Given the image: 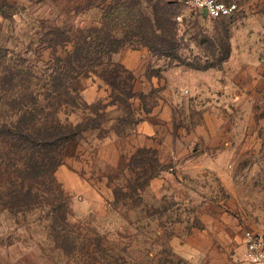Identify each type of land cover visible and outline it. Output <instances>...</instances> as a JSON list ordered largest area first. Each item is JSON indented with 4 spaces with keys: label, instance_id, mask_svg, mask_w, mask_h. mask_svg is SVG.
<instances>
[{
    "label": "rangeland",
    "instance_id": "rangeland-1",
    "mask_svg": "<svg viewBox=\"0 0 264 264\" xmlns=\"http://www.w3.org/2000/svg\"><path fill=\"white\" fill-rule=\"evenodd\" d=\"M236 2L213 18L180 0H0V84L18 79L0 94L29 83L42 103L66 36L116 50L58 114L81 128L56 170L68 224L0 210V264H249L243 233L264 231V0ZM11 108L0 100V118Z\"/></svg>",
    "mask_w": 264,
    "mask_h": 264
},
{
    "label": "trees",
    "instance_id": "trees-1",
    "mask_svg": "<svg viewBox=\"0 0 264 264\" xmlns=\"http://www.w3.org/2000/svg\"><path fill=\"white\" fill-rule=\"evenodd\" d=\"M89 36H80L78 43H87ZM66 37L62 45L66 54H56L55 63L50 61V66L54 64L55 68L48 74L42 103L41 95L34 93L29 83L21 85L16 93L0 94V100L13 109L11 118H0V143L4 144L0 150V210L27 212L45 208L50 218L49 229L54 233L59 232L61 223L68 224L70 200L56 177V170L62 163L64 146L81 133L78 125L62 121L59 111L63 105L77 106L79 95L75 81L81 74L102 65V56L116 51H108L103 42L67 49L72 37ZM93 54L97 56L92 57ZM10 79L18 80L6 74L0 84L1 92L7 91L1 85H10ZM54 238L59 240L57 234Z\"/></svg>",
    "mask_w": 264,
    "mask_h": 264
},
{
    "label": "built area",
    "instance_id": "built-area-1",
    "mask_svg": "<svg viewBox=\"0 0 264 264\" xmlns=\"http://www.w3.org/2000/svg\"><path fill=\"white\" fill-rule=\"evenodd\" d=\"M207 16L219 18L238 11L236 0H180ZM244 258L249 264H264V231L246 229L243 233Z\"/></svg>",
    "mask_w": 264,
    "mask_h": 264
},
{
    "label": "water",
    "instance_id": "water-1",
    "mask_svg": "<svg viewBox=\"0 0 264 264\" xmlns=\"http://www.w3.org/2000/svg\"><path fill=\"white\" fill-rule=\"evenodd\" d=\"M203 14H204V15H207V12H206V10H203Z\"/></svg>",
    "mask_w": 264,
    "mask_h": 264
}]
</instances>
